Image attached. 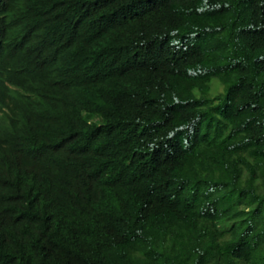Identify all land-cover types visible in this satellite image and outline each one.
Returning a JSON list of instances; mask_svg holds the SVG:
<instances>
[{"label": "trees", "instance_id": "1", "mask_svg": "<svg viewBox=\"0 0 264 264\" xmlns=\"http://www.w3.org/2000/svg\"><path fill=\"white\" fill-rule=\"evenodd\" d=\"M0 264H264V0H0Z\"/></svg>", "mask_w": 264, "mask_h": 264}]
</instances>
